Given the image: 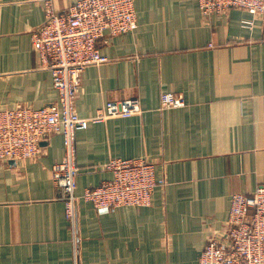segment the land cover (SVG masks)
<instances>
[{"label": "crops", "instance_id": "obj_1", "mask_svg": "<svg viewBox=\"0 0 264 264\" xmlns=\"http://www.w3.org/2000/svg\"><path fill=\"white\" fill-rule=\"evenodd\" d=\"M45 0H0V107L57 99L32 47ZM72 0H51L65 11ZM133 31L104 34L109 60L81 73L75 108L90 117L107 100L136 97L139 113L76 132L75 194L112 173V157L155 163L148 206L96 208L78 198L76 239L51 166L61 133L24 160H0V264H197L227 227L230 197L264 185V15L231 7L203 16L198 0H134ZM252 20V26L242 20ZM181 94L160 106V94Z\"/></svg>", "mask_w": 264, "mask_h": 264}, {"label": "built area", "instance_id": "obj_2", "mask_svg": "<svg viewBox=\"0 0 264 264\" xmlns=\"http://www.w3.org/2000/svg\"><path fill=\"white\" fill-rule=\"evenodd\" d=\"M200 12L209 16L231 7L264 15V0H198ZM137 25L134 0H72L65 11H57L51 0L44 1V20L31 31L32 47L42 68L50 71L57 99L39 107L18 103L0 107V160H24L41 151V142L51 133H61L64 157L51 166L54 185L64 197L65 215L76 239L78 198L94 207L148 206L157 186L155 163L145 157H112L104 167L112 175L93 187L75 194L79 167L76 163V132L90 122L108 117L139 113L136 97L107 100L90 117L80 116L75 96L81 73L87 65L109 60L98 46L106 33L118 35ZM251 27L252 20H242ZM183 96L162 92L160 106H179ZM77 264V260L75 261ZM197 264H264V185L251 193L235 192L230 197L226 230L212 232L201 250Z\"/></svg>", "mask_w": 264, "mask_h": 264}]
</instances>
